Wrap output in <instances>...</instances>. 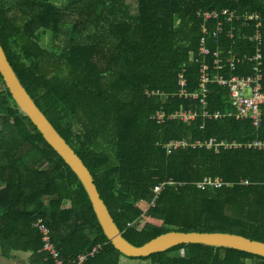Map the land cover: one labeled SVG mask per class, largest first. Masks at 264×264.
<instances>
[{
  "label": "trees",
  "instance_id": "trees-1",
  "mask_svg": "<svg viewBox=\"0 0 264 264\" xmlns=\"http://www.w3.org/2000/svg\"><path fill=\"white\" fill-rule=\"evenodd\" d=\"M212 11L221 15L205 20ZM246 13L259 15L261 46L251 39L257 21ZM60 35L66 39L56 53ZM0 44L35 104L91 172L131 244L171 231L264 242V151L206 147L210 139L264 140V108L259 128L237 119L228 88L212 83L251 74L257 46L264 72V0H0ZM233 55L239 62L228 61ZM204 75L209 91L196 97ZM262 83L264 91V73ZM217 111L232 117L215 119ZM183 112L192 117L183 120ZM0 127V233L25 234V245L38 253L41 220L66 262L101 244L85 264H116L122 254L105 236L79 178L19 109L1 75ZM179 140L204 146L175 148ZM206 178L224 185L199 188ZM176 250L185 254L171 257ZM147 258L264 264L261 256L203 244Z\"/></svg>",
  "mask_w": 264,
  "mask_h": 264
},
{
  "label": "water",
  "instance_id": "water-1",
  "mask_svg": "<svg viewBox=\"0 0 264 264\" xmlns=\"http://www.w3.org/2000/svg\"><path fill=\"white\" fill-rule=\"evenodd\" d=\"M0 75L19 109L31 120L46 142L65 161L82 183L105 236L122 255L145 258L183 244H203L232 248L264 258V242L230 233H199L171 231L142 246H135L124 238L102 200L94 178L72 147L58 133L21 84L0 44Z\"/></svg>",
  "mask_w": 264,
  "mask_h": 264
},
{
  "label": "built area",
  "instance_id": "built-area-1",
  "mask_svg": "<svg viewBox=\"0 0 264 264\" xmlns=\"http://www.w3.org/2000/svg\"><path fill=\"white\" fill-rule=\"evenodd\" d=\"M217 11L212 12H204L202 15L205 18V20L210 18H217L219 13ZM224 14V12H223ZM246 19L248 21L256 20V31H254L253 41L257 42L258 46L262 45V35L259 31V27H261L262 23L260 22V18L258 14H248L246 13ZM230 18L228 19V21ZM217 32H222V28H219ZM215 32L214 34H217ZM230 36H232V32L229 33ZM256 47L255 55L250 58L251 62H254V66H252V72L251 74L244 76V77H238V76H231L230 78L226 79L223 77H218L217 79L213 80L212 83H217L220 86L227 87L229 90V97L232 100V105L234 109H236L237 119L247 118L250 119L253 123V125L257 128H259L261 120H262V106L264 105V92H263V74H262V66H263V55L262 51L259 47ZM208 53V51L206 50ZM215 56H218L217 53H215ZM230 63L239 62L236 55H233L231 59L228 60ZM221 66V60L215 61V67ZM232 68L235 67V64H231ZM208 69V66L203 67V73ZM206 73V72H205ZM202 81L204 84L201 85V91L196 95L198 97L199 95H202L203 97L206 96L207 92L209 91L206 87L205 83L210 82V79L207 75H204V78H202ZM201 102H205V98L200 99ZM192 112H183L180 114L181 118L183 120L189 119L192 117ZM215 119H220L224 117H232L230 112L226 113H220L217 111L215 113ZM215 141L212 139L208 143V147H211L215 145ZM195 145H200L199 143H196ZM175 148H185L187 146V143L185 141H177L174 142ZM222 146L226 148H234V149H255V150H264V140L255 139L253 141H249L246 143H222ZM169 147H172L170 145ZM204 185H212L215 187H220L222 184L218 180H211V179H205L203 183L199 184L198 186L202 188ZM156 193H159L161 191L160 187H156L154 190ZM35 226L40 230L42 233V242L43 247L40 250V253L45 256V258L52 260L53 264H85L89 257H94L98 252H100L103 248V245L97 244L95 245L90 252L86 254H81L77 256L76 261L73 262H66L63 258L59 256V253L57 252L54 243L51 241L50 232L45 227L41 220H38L35 223Z\"/></svg>",
  "mask_w": 264,
  "mask_h": 264
},
{
  "label": "crops",
  "instance_id": "crops-1",
  "mask_svg": "<svg viewBox=\"0 0 264 264\" xmlns=\"http://www.w3.org/2000/svg\"><path fill=\"white\" fill-rule=\"evenodd\" d=\"M263 73L264 72L262 71V74ZM233 109H234V107H233ZM210 140H212V139H210ZM210 140H209V142H210ZM213 140L215 141L216 144L211 146V147H208V143H209L208 142V143H206V147L208 149H214V151L216 153H219L220 151H222V149L227 150V151H229L230 149H234V148L229 149V148L222 146V143L229 144V143H233V142H229L226 140H223V141H216L215 139H213ZM196 143H199L200 145H195ZM243 143H246V142H243ZM202 146H204V143H202L200 141H196L195 143H193V146H191V147L196 148V147H202ZM241 149H244V148H241ZM244 150H255V149H244ZM215 180H218L222 185H224L222 183V181L220 180V178L213 179V181H215ZM199 184H201V183H199ZM199 184H197V185H199ZM25 243H26L25 234H23L20 238H17L15 236H12L10 238H5L4 234H2V232H1L0 233V264H46V262L49 261V259L45 258L40 253V250L42 248L38 251V253H35L33 250L29 249V247L27 245H25ZM184 254H185L184 250H176V251H172L169 255L171 257L176 258V257L183 256ZM59 256H60V254H59ZM116 264H156V263L152 259H148L147 257H145V258H130V257H126L124 255H120L118 257L116 256Z\"/></svg>",
  "mask_w": 264,
  "mask_h": 264
},
{
  "label": "rangeland",
  "instance_id": "rangeland-1",
  "mask_svg": "<svg viewBox=\"0 0 264 264\" xmlns=\"http://www.w3.org/2000/svg\"><path fill=\"white\" fill-rule=\"evenodd\" d=\"M54 1H56V2H58V3H63L64 2V0H54ZM73 16V15H72ZM50 39V36L49 35H46L45 36V38H44V43L46 44L47 43V45H46V47H48V45H49V40ZM66 39V37H63L62 35H60L59 36V38L58 39H56L55 41H56V43L58 44V48H55L54 49V51L56 52V53H59V49H61V47H62V45L64 44L62 41H64ZM1 128V127H0ZM153 204V203H152Z\"/></svg>",
  "mask_w": 264,
  "mask_h": 264
},
{
  "label": "clouds",
  "instance_id": "clouds-1",
  "mask_svg": "<svg viewBox=\"0 0 264 264\" xmlns=\"http://www.w3.org/2000/svg\"><path fill=\"white\" fill-rule=\"evenodd\" d=\"M262 55H263V54H262ZM262 62H263V60H262ZM263 92H264V91H263ZM263 108H264V105L262 106V113H263ZM179 141H185V142L187 143L186 148L189 147V146H190V147L193 146V143H190V144H189L186 140H179ZM179 148H182V147H179ZM263 151H264V150H263ZM156 187H159V186H155V187L153 188V190H155ZM160 188H161V190L163 189L162 187H160ZM154 192H155V191H154ZM159 193H160V192H159ZM80 255H81V254H80ZM78 256H79V255H78Z\"/></svg>",
  "mask_w": 264,
  "mask_h": 264
}]
</instances>
